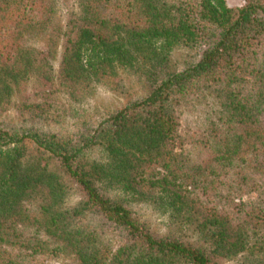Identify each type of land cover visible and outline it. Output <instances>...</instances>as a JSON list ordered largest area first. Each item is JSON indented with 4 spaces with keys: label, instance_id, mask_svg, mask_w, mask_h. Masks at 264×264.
<instances>
[{
    "label": "trees",
    "instance_id": "obj_1",
    "mask_svg": "<svg viewBox=\"0 0 264 264\" xmlns=\"http://www.w3.org/2000/svg\"><path fill=\"white\" fill-rule=\"evenodd\" d=\"M121 73L146 94L76 109ZM34 81L55 87L45 101L14 99ZM192 101L207 105L191 154L178 110ZM10 105L0 264H264V0H0V113ZM140 204L174 234L149 229Z\"/></svg>",
    "mask_w": 264,
    "mask_h": 264
},
{
    "label": "rangeland",
    "instance_id": "obj_2",
    "mask_svg": "<svg viewBox=\"0 0 264 264\" xmlns=\"http://www.w3.org/2000/svg\"><path fill=\"white\" fill-rule=\"evenodd\" d=\"M226 3L230 7H241L244 4V0H226ZM38 47L45 49L44 42H39ZM190 58L188 50L183 48L176 49L171 54V64L173 68L180 67ZM55 66L58 65V60L55 61ZM111 83V82H110ZM114 83H118V89L111 84L109 87H103L99 84L95 85L88 92H84L81 100L78 101L76 109H81L83 115L100 114L105 110H111L128 100L142 97L146 94L147 90L142 81L137 80L135 77L128 75L127 73H121L118 78H115ZM55 87L51 86L48 82H29L21 86V91L14 97L16 100H26L28 102L38 103L47 99L43 94L45 91L53 90ZM58 104L66 102L64 95L58 93V97L55 100ZM207 102L205 101H192L189 104L178 110V117L180 123V132L186 140L190 142L187 146L188 150H191L192 146L202 136V118L206 112L205 107ZM17 115L14 107L9 106L6 110L0 113V119L11 121ZM66 124H68L66 122ZM199 150V148H196ZM198 151L193 152L194 156ZM199 155V154H198ZM97 156V155H96ZM77 197H74L76 199ZM134 210L137 212L138 217L143 220L149 229L160 236L173 235L169 228L168 220L165 215L155 211L151 206L140 204L135 206ZM220 264H235L234 261H229L223 258H217ZM51 264H67L68 262L53 260Z\"/></svg>",
    "mask_w": 264,
    "mask_h": 264
}]
</instances>
